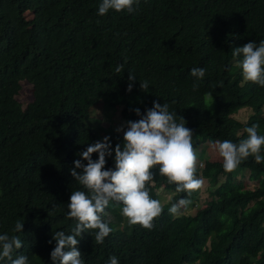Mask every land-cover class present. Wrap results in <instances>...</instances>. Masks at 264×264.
Returning <instances> with one entry per match:
<instances>
[{
  "label": "trees",
  "instance_id": "trees-1",
  "mask_svg": "<svg viewBox=\"0 0 264 264\" xmlns=\"http://www.w3.org/2000/svg\"><path fill=\"white\" fill-rule=\"evenodd\" d=\"M101 2L0 0V234L20 236L14 258L26 255L29 264H58L50 255L53 233L71 234L76 226L67 215L70 196L87 192L70 173L78 153L105 136L113 150L123 142L113 128L91 122L101 100L108 116L121 110L133 121L140 119L135 108L144 113L153 101L168 103L193 130L195 149L207 141L238 143L253 124L264 135V87L244 81L242 56L232 55L264 40V0H139L132 13L104 16ZM119 64L124 70L117 74ZM194 67L206 69L203 79L190 75ZM129 70L137 76L131 92ZM28 84L30 101L20 99ZM244 107L253 113L241 121L233 115ZM106 159L113 168L114 151ZM199 165L197 178L212 187L204 206L171 214L182 198L192 204L196 191L177 192L157 166L151 198L160 199V188L173 196L154 228L129 225L122 202H110L103 220L113 231L103 244L89 232L77 238L85 264H106L112 256L119 264H264V164L250 156L231 173L223 159ZM246 171L256 179L253 187L238 179ZM17 220L23 232L13 233Z\"/></svg>",
  "mask_w": 264,
  "mask_h": 264
},
{
  "label": "clouds",
  "instance_id": "clouds-1",
  "mask_svg": "<svg viewBox=\"0 0 264 264\" xmlns=\"http://www.w3.org/2000/svg\"><path fill=\"white\" fill-rule=\"evenodd\" d=\"M139 0H102L98 15L104 16L109 10L136 11L134 4ZM233 57H241L237 67L242 69L244 81H251L264 87V40L259 44L248 42L232 51ZM124 70L123 64L117 65L115 72ZM127 91L131 92L137 76L129 70ZM190 75L203 79L206 69L194 67ZM199 85L194 84L193 89ZM140 88L148 92L149 81H140ZM139 120L127 121V129L121 125L116 129L123 132V142L117 143L113 150L111 138L90 144L86 150L78 153L81 159L74 161L70 169L71 176L87 192L74 190L68 203V217L77 221L71 234L55 231L52 239L56 241L51 251V259L58 264H85L82 252L77 247L78 237L85 232L93 235L96 244H103L106 237L113 231L103 220L105 209L110 202H122L121 215L129 225L139 224L147 230L154 228V219L163 211L159 200L150 196V187L154 180L153 169L159 166V174L167 178L168 183L176 184L177 192H186L189 196L201 189L203 180L197 178V151L193 146V130L186 126L183 116L179 122L176 112L169 110V104L153 101V106L142 113L140 108L134 109ZM258 125L246 127L247 138L234 143L231 140L216 141L213 147L218 149L223 158L225 172H234L242 162L250 156L257 164H264V135L258 134ZM114 151V167L106 168L107 157ZM98 153V159H93ZM86 161V163H85ZM79 170V171H78ZM191 201L180 199L169 208L176 214L186 208ZM50 215V212H49ZM24 222L16 221L13 233L23 232ZM94 230V234H93ZM50 244L52 240L48 241ZM23 247L19 235L0 234V261L5 264H29L26 255L14 253ZM106 264H119L116 256L108 259Z\"/></svg>",
  "mask_w": 264,
  "mask_h": 264
},
{
  "label": "rangeland",
  "instance_id": "rangeland-1",
  "mask_svg": "<svg viewBox=\"0 0 264 264\" xmlns=\"http://www.w3.org/2000/svg\"><path fill=\"white\" fill-rule=\"evenodd\" d=\"M26 15H27V18L33 17V14L31 12H28ZM24 84H26V82H24ZM29 87L31 88V85L28 84V87L25 88V90L22 92L20 99L29 100V101L32 99V95L30 93ZM207 101L210 103L209 105L211 109L215 107L214 104H211V102L213 101L212 96L208 95ZM108 109H110L108 102L105 99L101 100L93 110V116H92L91 122L98 128H101L102 126L104 129H107L110 127V128H113L114 130H116L121 125H124L125 130H126L127 121L129 120L123 119L121 110H116V112L112 116H108L107 115ZM252 113H253L252 108L244 107L238 110L233 116L241 121H246L248 120V118L250 117ZM119 133L123 135V132H119ZM214 144L215 142L207 141L203 143L202 145H200L199 148L196 149L197 157H198L197 159L198 165L200 161L204 162L210 159L211 160H214V159L222 160L223 159L219 155L218 149L216 147H213ZM198 178L203 180V185L201 189L196 191L193 203L188 205L189 208L186 211L188 213H194L196 211V208L202 207L205 205L209 197L208 196L209 191L212 188L210 180L204 177H201V176H199ZM238 179H243L246 182L247 187H253L256 183V179H254V177L252 178V175L249 171H246L243 174V176H239ZM157 192L160 196L159 201L161 202V204L169 202L173 196L172 192H165L161 188L158 189Z\"/></svg>",
  "mask_w": 264,
  "mask_h": 264
}]
</instances>
